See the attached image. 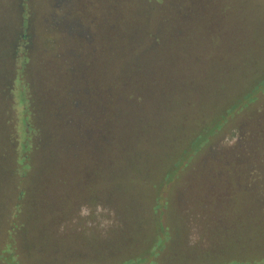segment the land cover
Instances as JSON below:
<instances>
[{
  "label": "rangeland",
  "instance_id": "374dc122",
  "mask_svg": "<svg viewBox=\"0 0 264 264\" xmlns=\"http://www.w3.org/2000/svg\"><path fill=\"white\" fill-rule=\"evenodd\" d=\"M0 264H264V0H0Z\"/></svg>",
  "mask_w": 264,
  "mask_h": 264
},
{
  "label": "trees",
  "instance_id": "16d2710c",
  "mask_svg": "<svg viewBox=\"0 0 264 264\" xmlns=\"http://www.w3.org/2000/svg\"><path fill=\"white\" fill-rule=\"evenodd\" d=\"M150 1V0H149ZM26 35H24L23 36V43L24 44H22L21 45V47H22V50H23V52H25V46H26V44H27V40H26V37H25ZM30 124V121L28 122V124L27 125H29ZM223 125V124H222ZM151 128L152 127H154V125H152L151 124V126H150ZM148 129V131L150 132V130H151V134H148L147 132H145V130H139L138 132H136L135 134H134V136H132V137H130L129 139H127V140H125L126 141V143H128V144H133V145H136L137 147L140 145V144H142L145 140H147V139H152L155 143H160L159 141H157V140H154V137H153V132H152V129ZM218 128H220V126L218 127ZM173 136V135H172ZM172 136H169L167 139H166V141H163L162 140V143L164 144V146L166 145L167 146V148H168V150H167V154L169 155V156H171V153H172V151H177L176 153H174L173 155H177V156H179V155H185L186 154V147L185 148H182V149H184L183 151H181L182 149H172L173 147H170V140H172L173 138H172ZM176 156V157H177ZM139 157V155L137 154V155H135V157L133 158V159H135V158H138ZM132 158V157H131ZM173 160V159H172ZM121 166V165H120ZM170 167H171V165H169L168 166V168H167V170L169 171V170H171L170 169ZM149 169V168H148ZM134 170H136V171H141V172H143L144 170H147V167H145V166H142V168H136V167H134ZM143 170V171H142ZM139 177V176H138Z\"/></svg>",
  "mask_w": 264,
  "mask_h": 264
}]
</instances>
